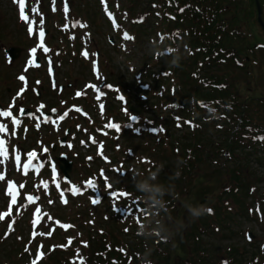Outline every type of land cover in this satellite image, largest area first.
<instances>
[{"label": "rangeland", "instance_id": "rangeland-1", "mask_svg": "<svg viewBox=\"0 0 264 264\" xmlns=\"http://www.w3.org/2000/svg\"><path fill=\"white\" fill-rule=\"evenodd\" d=\"M107 1H110L113 6L118 4V0H104V3H102V0H66L69 9L66 18L64 13L65 0H56V11H53V0H27L26 10L30 19L36 21L33 35L30 36L27 25L19 19L18 5L13 0H0V102L4 110L9 109L12 105L11 111L13 114H18L20 108L29 109L34 114L33 118L27 117V123L20 124L13 140L10 138V144H15L19 151L16 148L11 150L8 153V158L3 164H0V173L4 174V179L0 180V214H5L4 219L0 220V237L5 236L4 239L6 240V242L0 240V264H6L7 261L3 254L13 258L14 251L20 252L23 258L13 264H34V262L38 264L44 249L41 246L42 244L46 245L47 251L52 248L65 250L63 249L65 243L61 242L65 234L72 238L73 243H75L73 246L68 247H72L71 251L68 254L65 252V254L70 257L73 264H83L84 259L86 260L85 256L88 254L85 233L82 230L84 229L82 225L85 223L89 225L88 229L95 232L96 235L97 233L113 232L121 240V245H124L123 241L124 243H131L136 239L133 235L137 234L138 222L141 221L143 215L140 211L132 209L135 199L129 197L126 204H121L119 197L114 198L110 195V192L114 189L104 188V180L101 179L95 168L96 165L100 166L104 169L105 177H111L114 182H117L119 184L118 188H125L126 183L133 180L135 173L144 174L146 172L151 165V161L154 160V157H157L155 156L156 153L159 152V157H161L164 153L169 152L168 140L164 134H161L162 131L158 132L160 134H157V136L150 135L151 131L147 129V126L141 138L123 134L121 138L115 141L120 144V149L129 147L128 151L132 150V153L129 158H122L123 153L119 151V160L123 161V166L116 165L115 167V165H112L114 170L112 171L109 168L111 164L107 163L106 157L109 155L117 156V152L107 146L105 148L104 138L102 137L94 135L90 139L89 131L96 126V122L101 121V117L96 113H98L100 105L106 104L107 95L109 97L110 93L117 94L118 90L116 88L105 86V81L108 79L123 87H131V83L138 80L137 76L140 77L141 82L146 86L140 96L151 97L150 101L157 102L153 105L155 107L153 113L148 107H144L147 110L141 115L154 120L162 127L164 123L170 126V122H167L170 117L175 122L171 128L175 130L174 127L180 122V119L178 120L176 117L179 115V102L177 98L172 99L170 92L168 97L159 96V93L164 91V85L160 84L157 87V84L151 82V77L142 76V72H145L146 69H157L156 63L161 66L158 76L162 75L161 72H164L163 66L166 65V60L162 57H160V61H157L156 55L159 51L155 55H150L149 52L150 46L155 45L158 48L160 46V40L158 39L160 28L156 27L155 22L158 20V11L155 15L153 9L149 8V11L146 12L145 0H139L138 7H141L144 11L141 16L135 15L130 18L123 10L112 11L108 9V12L112 14L110 19L105 12ZM122 5L125 7L126 2H123ZM33 6L38 8L35 14L31 12ZM45 8L48 11L46 16L42 15ZM41 17L44 19L43 27L47 30L44 44L50 49V52L45 55L43 49L38 48L36 56L39 58V67L29 66L28 61L32 58L30 50L36 47L39 42L37 32ZM74 21H79L80 24H84L86 27L81 28L79 24L73 27ZM113 21H115L116 27L113 26ZM137 22L142 23V25L133 26ZM65 24L68 25L67 29L64 28ZM149 27L155 28L157 35H153L151 31H148ZM240 30L245 31V28H240ZM124 32H127L132 39L123 40ZM253 35L256 39L262 40L264 38V34L256 28ZM70 37L74 38L70 39ZM109 37L116 39L117 45L115 40H113L114 45L110 44L107 41ZM8 48L15 49V57L12 59H8L6 56ZM260 49H256V51L264 61V54ZM83 51L89 53L87 58L81 55ZM95 52L97 56L92 55ZM115 56H123L129 62L123 70L113 63ZM151 56L153 57L152 60ZM49 57L51 58V72ZM93 61L96 65L95 71L93 70ZM261 64L264 65V63ZM250 71H254L256 76L253 80L254 85L251 88H253L256 95L261 94L264 97V67H261L260 64H252ZM21 75L25 76L28 86L18 96V91L25 86L24 82L19 79ZM88 85H96L100 89L102 95L99 100L96 98L95 90L92 87H87ZM34 90L39 91L38 96H35ZM77 92L82 93V95L77 96ZM155 96L162 98L158 100L159 98L157 99ZM14 100L15 103L13 104ZM165 103L167 104L164 106ZM38 104H43L46 108L51 106L56 109L57 113L51 120H57L60 115H63L69 109L73 110L69 111L68 116L60 121L58 126H55L51 120L48 123L42 122L35 109ZM92 105L94 106L93 109ZM73 106L82 109V116L74 110ZM140 111L142 110L140 109ZM36 117L40 118L39 127L36 126ZM6 118L3 117L0 123H6ZM187 123L191 127L190 118ZM142 124L144 122L141 119L138 124L134 123L129 128L130 134L134 132L132 130L141 129ZM9 125L8 129H11L13 125ZM209 126L210 128L206 129L209 141L207 148L213 146V142H218L219 138L218 134H214L213 127ZM67 128L68 131L70 129L68 134L70 136L67 137L66 135V137L69 140L68 144L72 141L71 147L60 145L57 146L56 150H51V146L56 144L55 142L62 137L64 130ZM174 132L176 136L182 134V132ZM93 133H95V130ZM2 136L4 138V134ZM93 139L96 143L92 142ZM82 141L84 143H81ZM158 141L161 145H158ZM101 145L103 146L102 149ZM159 146L161 147L158 148ZM137 147L139 149H136ZM254 147L257 150L247 149L250 154L242 155L240 159L234 158V160L229 161L222 158L219 152L217 161L207 160V167L210 165V168H213L221 162L223 169H219L218 172L217 170L209 171V169L206 171L205 176H203L205 182L201 183L202 193L196 194L192 201L194 205L204 204L205 207L213 204L218 188L222 184L227 186L230 182L229 173L225 171L226 167L230 168V166L233 167V165L238 164L241 169L237 176L238 180L240 182L249 180L247 190L245 189L246 199L242 198L243 195L239 193L237 196L241 197L242 201V204L237 207L240 209L239 212H235L236 206H234L231 207L232 212H220L214 223L212 219L206 221L207 230L202 235V240L204 241L203 245L208 249H212V252L213 249L221 253L229 247L237 248L240 254L237 256L236 261L242 264H249L257 258L262 259L264 257V163L261 164L258 161L264 162V148L259 149L257 145ZM45 148L48 149L47 153L43 151ZM126 148L124 151L125 154H128ZM31 151H35L38 156L42 153L44 156L64 153L73 162L70 177L77 182L89 179L97 180L96 188L88 189L89 192L83 194L86 190L79 187L81 190L80 196L69 197L68 193L72 194L69 189L73 184L60 186V190H58L56 183H61L60 176L56 172V176L53 177L52 167L47 166L46 162L39 173L34 169H29L28 174L25 175L23 164L27 161V153ZM17 152L20 154L21 159L19 169L15 162ZM95 153H100L103 159ZM85 155H88L91 159L86 160ZM96 161L99 163L97 164ZM45 166L48 167L49 174L43 175L41 170ZM91 169H93L92 174ZM118 170L123 171V177L118 178ZM244 175L247 176L244 178ZM9 181L14 182L11 190L12 194L19 192V196H17L16 202L12 204L11 209L9 208L12 202L11 196L6 194ZM41 181L48 182L47 192L42 186H39ZM21 184L24 185L23 188L19 187ZM51 185L56 187L58 191L54 196L49 189ZM195 189L197 188L195 187ZM60 191L64 192L67 203L61 202ZM29 194L39 196L40 199L34 203H29L26 200V196ZM95 197L100 199L97 204L91 202L92 198ZM229 201L228 196H223L221 203L224 205ZM37 208L40 209L39 214L36 213ZM184 210V212L181 211L180 216V223L183 227L186 225L183 214L189 215L187 210ZM54 216L71 222L70 229L62 227L64 223H60L56 227ZM34 220L36 224H33ZM9 224L12 225L11 229H9ZM115 226H118V230L112 231L111 229ZM126 230L129 232H125ZM62 232H66L63 234L62 239L56 238ZM247 232L251 234V239L247 237ZM49 233L51 234L49 235ZM130 234H132L131 237H129ZM20 244L24 245L21 246ZM33 247L34 249H32ZM16 255H14L15 259H17ZM221 260L229 261L228 258L222 257L219 258L220 264ZM227 262L225 264H231ZM177 264L180 263L177 261ZM262 264H264V261Z\"/></svg>", "mask_w": 264, "mask_h": 264}, {"label": "trees", "instance_id": "trees-1", "mask_svg": "<svg viewBox=\"0 0 264 264\" xmlns=\"http://www.w3.org/2000/svg\"><path fill=\"white\" fill-rule=\"evenodd\" d=\"M118 1L120 7L126 2L123 10L129 17L144 14L142 8L138 7L139 0ZM257 1L264 22V0ZM145 5L146 12L149 8L154 10V15L158 11L156 27L160 28L162 45L169 50L167 54H160L162 59L166 60V65L163 66L164 71L166 70L164 74L158 76L161 66L156 63L157 69H146L143 75L151 77V82L157 84V87L164 85L160 96L168 97L170 92L172 98H177L180 122L174 127L175 130H172L173 122L168 118L170 126L164 125L163 134L168 140L169 152L161 157L159 152L156 153L157 157L151 161L144 175L147 176L149 172L157 171L162 166L157 181L164 184L174 183L179 194L178 199L165 197L170 201L169 219L171 224H181V211H185L184 202L192 203L193 197L202 193L201 183L205 182L203 176L206 171L209 169L218 172L223 169L221 162L213 168H210V165L207 167V160L217 161L220 152L222 158L232 161L234 158L240 159L242 155L250 154L247 149H256L255 145L259 146V149L264 148V97L261 94L256 95L251 88L256 76L254 71H250L252 64L264 67L261 64L264 61L256 51L263 45L264 38L256 39L253 32L256 28L264 33L256 22L254 0H145ZM240 28H245V31ZM148 31L155 35V28L149 27ZM173 49L182 53L179 67L170 64ZM260 50L263 52L262 48ZM133 85L136 87L135 83ZM134 93L131 89L128 92L135 101L129 103L130 110L139 113L137 110L140 103L152 109L154 103L150 101L151 97L145 96V99L139 102L138 94ZM189 118L191 127L187 123ZM209 125L219 138L218 142H213V146L207 148L209 141L206 129L210 128ZM174 131L184 134L176 136ZM177 159L185 161L180 169L181 176L170 181L169 176L175 171ZM225 171L229 173L230 182L227 186L222 184L213 204L206 206L211 209L210 213L196 219L184 213L186 225L172 240L166 243L147 242L154 249L150 257L153 264H177V261L180 264H219V257L230 258L231 264H241L236 261L240 254L237 248L229 247L221 253L213 249L212 252V249L203 245L202 240V235L207 230L206 221L212 219L214 223L220 212H232L234 206L235 212H239L237 207L242 204L241 197L237 196L239 193L246 199L249 180H238L237 176L241 172L238 164L226 167ZM246 176L244 175V178ZM130 181L126 183L125 189L130 197L135 199V205L140 211L144 205L137 199L140 194L135 191ZM221 195L228 196L230 201L222 205ZM120 200L125 202L124 199ZM141 221H144V217ZM65 222L71 224L69 221ZM82 227L88 248L86 264H141L137 253H143L145 250L146 242L143 237L134 234L136 239L133 242L123 241L124 245H121V240L113 232L96 235L88 229L87 223ZM111 230L117 231L118 226ZM0 240L6 242L4 237H0ZM74 244L72 241L71 245ZM46 248L39 264H69L65 252L68 254L72 247H66L64 251L58 248L47 251ZM13 254H17V259L14 255L10 258L9 255L3 254L7 264L22 260L20 252L14 251Z\"/></svg>", "mask_w": 264, "mask_h": 264}, {"label": "snow or ice", "instance_id": "snow-or-ice-1", "mask_svg": "<svg viewBox=\"0 0 264 264\" xmlns=\"http://www.w3.org/2000/svg\"><path fill=\"white\" fill-rule=\"evenodd\" d=\"M13 2L15 4L18 5V14H19V19L21 21H23L26 25H27V30H28V33L30 36L33 35V32H34V26L36 25V21L34 19H30V16H29V13L28 11L26 10L27 9V0H13ZM102 3H104V0H102ZM55 4H56V0H53V11H56V7H55ZM38 11V8L36 6H33L31 8V12L33 14L37 13ZM68 4L65 0V5H64V13H65V17L67 18V14H68ZM105 12L108 14L109 18L111 19L112 18V14L110 12H108V8H107V5L105 4ZM142 19V18H141ZM77 24H79V26L81 28H84L86 27V25L84 24H80L79 21H74L72 26L75 27ZM44 25V19L43 17H41L40 21H39V32H38V36H39V42L37 44L36 47L32 48L30 50L31 52V55H32V58L29 59L28 61V64L29 66H36V67H39V64L36 63V53H37V49L38 48H42L43 49V52L45 55H47L49 52H50V49L44 44V37H45V29L43 27ZM113 26L116 27V24H115V21H113ZM68 25L65 24L64 28L67 29ZM74 37H70V39H73ZM122 39L123 40H129V39H132V37H130V35L127 33V32H124L123 33V36H122ZM59 54V53H57ZM81 55H83L85 58L88 57L89 53L87 51H83L81 53ZM92 55H95V53H93ZM49 65H50V72H51V58L49 57ZM27 70V69H26ZM93 70L95 71L96 70V65H95V61H93ZM19 79L21 81L24 82V87L20 89V91L17 93V95L19 96L20 94H22L25 89L27 88L28 84H27V81H26V78L24 75H21L19 77ZM39 83V82H37ZM55 86V85H54ZM87 87H92L96 93H97V100L100 99L101 95H102V92L100 91V89L96 86V85H88ZM107 87L111 88L112 86L111 85H107ZM77 96H80L82 95V93L80 92H77L76 93ZM118 99H121L123 100L124 98L121 96V97H118ZM15 103V100L13 101V104ZM11 107L12 105H10L9 107V110H3V109H0V117H11L12 119V124H13V128L15 129L16 127H18L20 125V120L16 117V116H13L12 115V112H11ZM74 107V110H76L77 112H82V109H79L75 106ZM43 108L44 106L43 105H40L38 108H37V112L41 114V116L43 117V122L44 123H48L50 120H51V117L48 116V115H45L43 113ZM73 109H69L68 111H66L63 115H60L58 117L57 120H51V122L55 125V126H58L59 125V122L60 121H63L69 114V111H71ZM101 110L103 111V105H101ZM53 112H56L55 109L52 110ZM25 114H27V116L29 118H33L34 114L33 113H25V110L23 108L20 109V115L21 116H24ZM130 119H136L135 116H131ZM36 120H37V123H36V126L39 127L40 126V118L39 117H36ZM107 128H110V129H115L117 131H120L121 130V126L118 125V124H115V123H111L109 122L107 125H106ZM153 131H155V129H153ZM161 131H163V129H161ZM7 132V125L4 124V123H0V134H4ZM15 134V132H13V135ZM92 139V138H90ZM93 143H96V141L93 139L92 140ZM81 143H84L83 141ZM69 147H71V145L69 144L68 145ZM102 145H101V149H102ZM45 153H47L48 149L45 148L43 150ZM8 158V147H7V141L3 138L2 135H0V164H3L4 161ZM88 159H91V158H88ZM15 162H16V165H17V168L19 169L20 166H21V159H20V154L17 152L16 155H15ZM45 164V161L43 160H40L38 158V155L35 151H31V152H28L27 153V161L23 164V169H24V174L27 175L28 174V170L29 169H34L36 170L37 173H39V170L44 166ZM52 173H53V177L56 176V165L55 163H52ZM101 176H104V170H101ZM4 179V174L3 173H0V180H3ZM13 184L14 182L12 181H9L8 182V191L6 192V194L10 195L11 196V203L9 205V208L11 209L12 207V204H14L16 202V198L17 196H19V192L17 191L14 195L12 194V188H13ZM39 186H42L45 190V192H47L48 190V182L47 181H41L40 182V185ZM105 186L107 188H111V185L107 183V178L105 177ZM20 188H23L24 185L21 184L19 185ZM56 187L58 190H60V184L57 182L56 183ZM96 188V182L92 179H89L85 182V189H95ZM69 191H71L72 195H77L80 193V188L75 186V185H72L69 189ZM110 195L114 198H118V197H126L128 196L129 194L126 192V191H120V192H116V191H111L110 192ZM60 196H61V202L62 203H67V200L65 199L64 197V192L63 191H60ZM40 197L39 196H33L31 194L27 195L26 196V200L29 202V203H34L35 201L39 200ZM51 202V201H50ZM91 202L93 204H97L100 202V199L98 197H95V198H92ZM40 212V209L37 208L36 209V213L39 214ZM4 215L5 214H0V220L4 219ZM33 224H36V221L34 220L33 221ZM62 227H64L65 229L71 227L69 225H63ZM12 228V225L9 224V229ZM127 231V230H126ZM51 233H49L50 235ZM35 235V234H34ZM249 239H251V237L249 236ZM68 243L71 244L72 243V238H69L68 240ZM35 264V262H34Z\"/></svg>", "mask_w": 264, "mask_h": 264}, {"label": "clouds", "instance_id": "clouds-1", "mask_svg": "<svg viewBox=\"0 0 264 264\" xmlns=\"http://www.w3.org/2000/svg\"><path fill=\"white\" fill-rule=\"evenodd\" d=\"M160 49L153 45L150 46V54L155 55ZM172 59L170 61L171 66L179 67L180 61L183 58L182 53L178 49L171 51ZM113 63L123 70V68L129 63L123 56H115ZM175 171L169 176V180L179 179L181 176V166L185 163L183 159H177ZM149 172L147 176L143 173H135L132 183L135 191L140 195L137 197L144 207L140 209V213L144 217V221L138 222L137 235L144 238L146 242L145 250L143 253H137L140 258L141 264H153L150 259L153 247L147 244L148 241L154 242H168L178 234L183 225L182 224H171L170 217V201L166 200L165 197L169 196L173 199H178L179 194L176 191L174 183H160L157 181L159 172ZM184 207L187 210L189 216L193 219L199 218L205 213H210L211 209L206 208L203 205L192 204L187 201L184 202ZM164 216H161V214Z\"/></svg>", "mask_w": 264, "mask_h": 264}, {"label": "water", "instance_id": "water-1", "mask_svg": "<svg viewBox=\"0 0 264 264\" xmlns=\"http://www.w3.org/2000/svg\"><path fill=\"white\" fill-rule=\"evenodd\" d=\"M254 5H255V9H256V21L259 24V26L262 28V30L264 31V24L260 19V7H259L257 0H254ZM14 50H15L14 48H9L7 50V54L9 55V57H11V58L15 57ZM66 132H67V130H66ZM62 141H63V138L60 140V142H62ZM58 160H59V162H62V164L58 165L59 168L61 169L63 175L67 176V172L70 169V162L66 161L64 156H62V157L59 156Z\"/></svg>", "mask_w": 264, "mask_h": 264}]
</instances>
